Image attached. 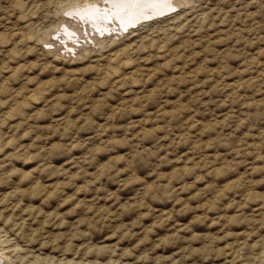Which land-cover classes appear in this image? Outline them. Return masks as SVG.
<instances>
[{"label":"rangeland","instance_id":"374dc122","mask_svg":"<svg viewBox=\"0 0 264 264\" xmlns=\"http://www.w3.org/2000/svg\"><path fill=\"white\" fill-rule=\"evenodd\" d=\"M122 1L0 0L1 264H264V0Z\"/></svg>","mask_w":264,"mask_h":264},{"label":"bare ground","instance_id":"6f19581e","mask_svg":"<svg viewBox=\"0 0 264 264\" xmlns=\"http://www.w3.org/2000/svg\"><path fill=\"white\" fill-rule=\"evenodd\" d=\"M107 2H108V1H107ZM128 2H130V1H128ZM133 2H134V1H133ZM130 3L132 4V0H131ZM113 4L116 5V6H118V7L120 6L119 4H122V6H121V8H122V7L125 6V4H127V2L124 3V1H122V0H115V2H113ZM131 4H130V5H131ZM134 4H135V3H134ZM111 5H112V4H111ZM127 5H128V4H127ZM151 5H152V4H151ZM116 6H115V7H116ZM173 7H174V6H173ZM74 8H75V7H74ZM167 8H168V7H167ZM118 9H119V8H118ZM161 9H162V10H161ZM119 10H121V9H119ZM119 10H118V11H119ZM159 10H161V11H165V10H167V9H165V8H158V7H152V12H153V13H156V12L159 11ZM121 11H122V10H121ZM148 11H149V10H148ZM150 11H151V10H150ZM157 13H159V12H157ZM106 15L108 16V19H109V21H110V23H111L112 26L114 25V23H116V25H119V28L121 27L120 22H117V21H119V20H116L115 17L113 18V16H112L111 14H107V13H106ZM122 16H123V15H122ZM127 18H128V17H127ZM130 19L132 20V19H134V17H129V19H127V20H130ZM127 20H126V21H127ZM124 22H125V20H124ZM131 22H132V21H131ZM71 23H72V22H71ZM73 23H75V22L73 21ZM73 23H72V24H73ZM121 23H122V22H121ZM133 23H134V22H133ZM123 24H124V23H123ZM130 24H131V23H130ZM76 25H77V24L75 23L73 26H76ZM125 25H126V24H125ZM73 26H72V27H73ZM107 26H108V25H107ZM109 26H110V25H109ZM130 26H131V25H130ZM87 27H88V26H87ZM116 27L118 28V26H116ZM87 29H88V28H87ZM123 30H124V29H123ZM78 31H79V30H78ZM2 252H3V251H2ZM0 254H1V253H0ZM2 254H3V253H2ZM3 256H4V254H3ZM0 261H1V260H0ZM4 261H6V260H4ZM8 261H9V260H8ZM8 261H7V262H8ZM7 262H6V263H7ZM1 263H2V262H0V264H1ZM3 264H5V263H3ZM7 264H9V263H7ZM10 264H11V263H10Z\"/></svg>","mask_w":264,"mask_h":264}]
</instances>
